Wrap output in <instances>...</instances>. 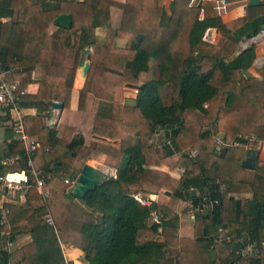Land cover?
Returning <instances> with one entry per match:
<instances>
[{
	"label": "trees",
	"instance_id": "16d2710c",
	"mask_svg": "<svg viewBox=\"0 0 264 264\" xmlns=\"http://www.w3.org/2000/svg\"><path fill=\"white\" fill-rule=\"evenodd\" d=\"M164 2L126 0L140 10V16H130L131 29L128 25L115 29L109 0H0V18L15 16L13 21H0V70L16 64L7 79L20 81L19 109L25 129L50 147L35 157L36 167L45 174L49 198L44 201L32 187L26 194L27 208L7 205L11 213L6 222L0 221V231L8 232L11 241L31 236V243L23 246L25 264H63L60 241L82 249L89 264H218L216 246L211 248L217 226L228 229L230 239L222 244L239 243L242 238L240 248L254 243L257 251L249 264H264V186L248 188L256 195L250 202L232 199L228 194L234 190H222L221 183H232L237 175L231 178L212 171L206 158L216 145V134L226 143L249 147L253 137L264 141V80L231 78L235 70L244 74L253 66L255 46L221 62L252 30L255 35L262 31L264 15L246 22H223L219 16L200 19V7L191 0H173L170 14ZM61 14L71 15V26L49 34ZM99 27L108 29L103 42L97 38ZM210 28L220 30V45L204 40ZM123 37L127 41L120 47L117 41ZM91 47L90 77L79 106L83 109L87 92L94 95L93 134L104 138L99 142L105 145V163L118 171L117 178L81 198L87 207L102 212L97 223L56 175L63 169L82 170L89 155L84 136L65 143L56 127L49 128L37 114H27L30 109L46 111L56 100L67 105L77 66L84 50ZM41 66L47 74L38 81V93L21 94ZM125 83L142 84L133 103L122 105L116 97ZM159 130L167 137L163 155L151 142ZM8 136L12 138L8 154H24V145L12 129ZM187 148L197 149L198 156L186 155ZM219 152L224 156L225 147ZM163 164L183 168L181 183L166 205L151 199L168 177L158 169ZM6 171L0 165V174ZM180 200H189L196 211L214 203L207 215L196 213L194 237L179 236L176 206ZM47 211L54 225L47 221ZM238 256L222 264H233Z\"/></svg>",
	"mask_w": 264,
	"mask_h": 264
},
{
	"label": "crops",
	"instance_id": "0c3cea01",
	"mask_svg": "<svg viewBox=\"0 0 264 264\" xmlns=\"http://www.w3.org/2000/svg\"><path fill=\"white\" fill-rule=\"evenodd\" d=\"M109 1L111 5L110 6V20H111V25L113 28H116L117 26H119L121 19H122V14L125 9L126 11L136 12L134 7L129 6L126 3V0H109ZM193 1L191 3L192 5H193ZM214 1L215 0H206V17L207 16L209 17L217 16L213 9ZM239 1H242V2L244 1L245 3H242L240 6L232 7L231 10H229V7H228L229 11L227 10V12L221 17L223 22H231L236 19H242L243 21L246 22L251 18L264 15V0H261V5L255 6V7H247L248 2L250 0H239ZM172 2L173 0L171 1V3ZM228 2L231 5V2L229 0ZM171 3L169 6L170 8H171ZM165 8L167 10V7ZM9 20L10 21L15 20V16L14 18L13 17H6L3 19L0 18V21H2L3 23L8 22ZM59 28H62V27H59L54 22L49 27L48 33L53 34L54 32L58 31ZM107 33H108L107 28L105 27L97 28L96 34H97L98 41L103 42ZM256 36L257 38H254V39H251L248 36L242 39L238 43V46L234 54L230 56L228 59H226L225 61H223L224 63H227L229 60L233 59L235 56L239 55L242 51L246 50L250 46L252 45L255 46L256 60L253 66L249 68L246 72H244V74L240 72L239 70H235L231 75L232 79L241 80L246 76H251L259 80H264V33L262 34V31H261ZM222 38L223 36L219 29L210 28L206 32L204 40L207 43L218 46L220 45ZM249 40L250 41L252 40L251 44L249 43ZM91 49H90L91 52H93L92 47ZM16 68H17L16 64L14 63L11 69L3 70V71L0 70V71L3 73V76L5 77L7 81H11L7 79V76L11 74V71L16 70ZM76 72H77V69H76ZM46 74H47V71H46L45 66H41L36 71H34V73L32 74L33 82H30L25 88L26 94L36 95L40 87L38 81L40 79H44L46 77ZM13 81H19V80H13ZM141 84L142 83H139V84L125 83L120 94L117 95L116 101H118L122 105L132 104L133 100L137 96V93L136 91H134V89L136 88L138 89V87ZM85 86H86V82L84 86L78 87L76 79H74V83H73L72 89L69 94L68 103L66 106L64 104L63 109H53V106H51L48 110L42 111V113H39V110L30 109L27 111V114L29 115V117L37 114L44 119V121L46 122V125L49 128L56 127L58 131L59 139L65 143L70 142L73 138H75L76 136L80 134L83 135L86 145L89 147V155L87 159L88 162L86 161V163L96 168L102 169V166L106 168H110L111 171L113 170L112 177L117 178L118 177L117 169L110 167L105 163V157H106L104 153L105 145L99 142L100 139H104V138L100 136H95L93 134V128H94L95 120H96V115H95L96 110L94 108V101H93L94 95L93 94L88 93V92L86 93L88 95L86 97L84 107L83 109H80V106H79L80 93L82 91L86 92ZM56 101L62 102L61 100H56ZM51 110L54 113V117L50 119L46 115ZM214 123H215V120H213L212 124ZM11 129L12 127L9 122H0V156H2V159L0 160V165H3L4 167L6 166L2 163L3 160L8 155H11V154H8L9 144L12 142L11 136H8ZM174 132H176V130ZM32 137L38 139L36 136H32ZM215 137L223 138L221 134H216ZM253 138L255 139V141L252 147H249L246 144L234 142V143H231L232 146H228V147L224 146L225 154L224 156L223 155L221 156L219 154L220 153L219 150H221V148H219V146H217V143H216L213 151L209 152L206 155V158L211 162L212 171L219 173L226 177H231V178L237 175L235 177L236 180L234 182L230 183L229 181L224 180L221 183L222 190L229 189V188L234 190L233 192H229L228 195H230V197L235 200L250 202L254 200V198H256V195L254 191L252 190L248 191V188L252 185L259 186V187L264 186V174L263 173L253 171V170H250L242 166V161H244L247 158L248 153L251 150H255V149L260 150V162L264 163V141L258 140V138L256 137H253ZM119 141L120 139L116 140V142H119ZM165 141H167V137L165 135L164 130H159L156 134H154V136L151 139V142L154 145L155 149L161 155H163V143H165ZM46 147H49V146H46ZM194 149L195 148H187L184 151V153L186 155L191 156V152ZM39 151H45V150L44 149L38 150L34 155V160H35L36 154ZM49 151H50V147H49ZM49 151H46V152H49ZM22 155H25V150H24V154ZM177 158L178 157H175L174 159L176 160ZM92 162H96V163L92 164ZM36 163H38V159L36 160ZM106 168H103V169H106ZM241 168H244L245 170ZM158 169L166 172L168 174V177L164 179V185H163L161 192L157 195L156 194L152 195L151 199L153 201L158 202L159 204L166 205L169 203L173 192L179 187L181 183V176L183 173V168H181L180 166H175V168L171 169L168 165L163 164V166L159 167ZM7 172H9V169L8 171L4 173H7ZM4 173H1V174H4ZM47 189L49 191V195L47 197L43 196L37 189L39 194L43 197L44 201H46L50 196V189H49L48 184H47ZM70 189L71 187L69 188L68 186L67 192H71ZM166 191L171 193L170 196L166 195L165 193ZM26 194L27 193L14 191L10 193L7 197L5 196L2 198L4 204H3V209L0 210V221H2L3 223L6 222L7 216L11 213V210L7 207V205H20V206H24V208H27ZM257 195L259 194L257 193ZM137 198L140 201L142 200L139 197ZM76 203L81 209H83L87 213H90L95 218L96 223L102 219L103 217L102 212L99 211L98 209H95V211L93 209H90L89 207H87V205L81 198L76 199ZM213 208H214V203H207L204 206H201L200 208L201 211H196L193 208L189 200H180L178 205L176 206V212L180 217L179 236L194 237V223L196 220V213H199L200 215H203V214L207 215ZM6 209L10 211L7 214H5ZM45 217L46 219L48 217L51 218L52 224L50 223V225H54L50 211H47ZM214 230H215V233L213 237L216 239V242L215 244L211 246V248H215L216 246L214 251H216L215 259L218 264H222V261L230 260L233 257V255L235 256L239 255L238 256L239 259L237 260V262L233 264H249L250 263V259L254 257L257 251V249H255L254 247L255 245L254 243L248 244L245 247L240 248L239 246L241 245V242L243 241V238H242L239 243L228 241L227 243H231V246H228L227 243L222 244L226 242L224 241L225 239L227 240L230 239V238H226L228 229L223 228L221 226H217ZM160 240H163V238H160ZM31 241L32 239L29 234L19 236L14 241H11L9 240L8 232L0 231V252L3 253L6 258V261L2 263L3 264H25L24 262L25 254L23 251V246L31 243ZM17 242H20V245L17 244ZM17 245H19V247L15 248ZM60 246H61L62 253L64 256L63 264H89L85 260V253L82 249L66 241H60ZM6 252L9 253L8 256L5 255Z\"/></svg>",
	"mask_w": 264,
	"mask_h": 264
},
{
	"label": "built area",
	"instance_id": "2783aa9c",
	"mask_svg": "<svg viewBox=\"0 0 264 264\" xmlns=\"http://www.w3.org/2000/svg\"><path fill=\"white\" fill-rule=\"evenodd\" d=\"M194 6L200 7L199 18L206 17V0H197ZM230 3L228 0H215L213 9L217 16L222 17L228 10ZM264 32L262 31V34ZM20 88L19 81H7L0 71V122H9L12 130L15 133V139L22 142L25 148V155L15 153L8 155L3 164L9 169V172L0 174V210L3 209V197H7L14 191L27 193L32 187H36L39 192L47 197L49 191L47 189V181L42 169L35 166L34 155L40 150L49 151V147L44 146L38 139L33 138L25 129L23 116L19 109L20 95L18 94ZM138 93V89H135ZM26 93L25 90L21 94ZM252 140H255L252 138ZM216 143L220 147L232 146L226 143L223 138H216ZM198 150L194 149L191 156H196ZM77 179V176H68L65 183L72 187ZM143 204H150V201L141 200ZM8 209L5 214L9 213ZM48 222L52 224L51 218H47ZM223 240V238H222Z\"/></svg>",
	"mask_w": 264,
	"mask_h": 264
},
{
	"label": "water",
	"instance_id": "95a60500",
	"mask_svg": "<svg viewBox=\"0 0 264 264\" xmlns=\"http://www.w3.org/2000/svg\"><path fill=\"white\" fill-rule=\"evenodd\" d=\"M81 1V0H78ZM261 5V0H250L248 2L247 7H255ZM246 7V8H247ZM246 10V9H245ZM55 23L62 28H69L72 24V17L69 14H61L55 19ZM264 32V27L262 29ZM248 37L251 39L257 38L255 35V31L252 30L249 34ZM90 54V48H86L84 50V56L83 59L80 61L79 66L77 68L76 76L75 79L76 81L79 80L80 76L82 75L84 82L83 86L85 85V82L87 80V77L89 75V72L91 70L92 66V61L89 58ZM224 63L223 61H221ZM53 109H63L64 108V103L60 101H54L53 104ZM39 113H42V110H39ZM48 118H53L54 113L53 111H49L46 115ZM242 166L253 170L257 171L259 173L264 174V163L260 162V150L255 149L251 150L247 158L242 161ZM110 178H112V175H108L105 173V171L101 168H96L88 163H86L82 170L80 171L74 185L71 187L70 191L73 193L76 197L78 198H83L86 193L89 191L93 190L94 188L102 185L104 182L108 181ZM166 195L170 196V192L166 191ZM196 192L193 191V195H195ZM155 209V206L152 207Z\"/></svg>",
	"mask_w": 264,
	"mask_h": 264
},
{
	"label": "rangeland",
	"instance_id": "374dc122",
	"mask_svg": "<svg viewBox=\"0 0 264 264\" xmlns=\"http://www.w3.org/2000/svg\"><path fill=\"white\" fill-rule=\"evenodd\" d=\"M171 1L172 0H165V2H164V4H165V7H167V12H168V14H170L171 13V8L169 7L170 6V3H171ZM192 1L193 0H191V3H192ZM230 2H231V5L229 6V10H231L232 9V7H236V6H240L242 3H245L244 1L242 2V1H239V0H229ZM197 2V0H195V2L194 3H196ZM135 8V10H136V12L135 11H126V9L124 10V12H123V14H122V19H121V22H120V24H119V26H117V27H122L123 25L125 26V25H128V26H130V29H131V25H132V19H131V17L134 15V16H140V10L139 9H137L136 7H134ZM138 10V11H137ZM228 10V11H229ZM251 14V13H250ZM131 16V17H130ZM116 29V28H115ZM204 39H205V37H204ZM126 38H122V39H119L118 41H117V45L118 46H120V47H123L124 45H125V43H126ZM214 42H215V40H214ZM249 43L251 44L252 43V40L250 41L249 40ZM91 49V48H90ZM92 50V49H91ZM91 50H90V54H89V58H90V55L93 53V52H91ZM83 56H84V53L82 54V58H83ZM91 60V59H90ZM89 75H88V77H87V80L89 79ZM87 80H86V83H87ZM89 81V80H88ZM77 82V81H76ZM127 86V85H126ZM124 87V86H123ZM134 91H135V89H134ZM121 96V95H120ZM52 125V124H51ZM53 126V125H52ZM205 129H206V127H205ZM213 130H214V132L216 131V129H215V127H213L212 128ZM218 146V145H217ZM219 148H221L220 146H219ZM196 156H198V154L196 155ZM195 156V157H196ZM192 157H194V156H192ZM194 157V158H195ZM88 162V161H87ZM102 168H106V167H104V166H102ZM64 170V169H63ZM63 170H60L59 172H56V175H57V177L59 178V179H61L64 183H65V179L68 177V176H78L79 175V173H80V170H74V169H71V170H69V171H63ZM112 173H113V170H112ZM66 184V183H65ZM17 244H19L20 245V242H17ZM19 245H17L15 248H18L19 247Z\"/></svg>",
	"mask_w": 264,
	"mask_h": 264
},
{
	"label": "bare ground",
	"instance_id": "6f19581e",
	"mask_svg": "<svg viewBox=\"0 0 264 264\" xmlns=\"http://www.w3.org/2000/svg\"><path fill=\"white\" fill-rule=\"evenodd\" d=\"M83 82H84V79L82 77V75L80 76L79 80H77V86L78 87H82L83 86ZM93 163H96V162H92ZM95 165V164H94ZM103 169V168H102ZM108 169V170H107ZM105 171V173H107L108 175H112V171L110 168H106V169H103Z\"/></svg>",
	"mask_w": 264,
	"mask_h": 264
},
{
	"label": "flooded vegetation",
	"instance_id": "af4514ba",
	"mask_svg": "<svg viewBox=\"0 0 264 264\" xmlns=\"http://www.w3.org/2000/svg\"><path fill=\"white\" fill-rule=\"evenodd\" d=\"M4 261H6V258H5V256H4V254L0 252V264H1L2 262H4ZM2 264H3V263H2Z\"/></svg>",
	"mask_w": 264,
	"mask_h": 264
}]
</instances>
